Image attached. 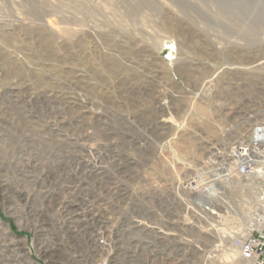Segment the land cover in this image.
<instances>
[{
    "label": "rangeland",
    "instance_id": "rangeland-1",
    "mask_svg": "<svg viewBox=\"0 0 264 264\" xmlns=\"http://www.w3.org/2000/svg\"><path fill=\"white\" fill-rule=\"evenodd\" d=\"M261 120L264 0H0L1 252L14 264H247L230 240L264 212L256 180L215 188L217 215L178 183L206 178L210 147ZM111 182L125 189L119 214L99 201Z\"/></svg>",
    "mask_w": 264,
    "mask_h": 264
},
{
    "label": "built area",
    "instance_id": "built-area-1",
    "mask_svg": "<svg viewBox=\"0 0 264 264\" xmlns=\"http://www.w3.org/2000/svg\"><path fill=\"white\" fill-rule=\"evenodd\" d=\"M223 145L217 143L210 147L204 158L203 166L207 169L208 175L206 178L194 170L192 176L179 180L178 183L179 191H186L194 200H201L205 207L201 206L206 210H210L208 206L214 205L217 195L215 188L221 183L246 179L259 173L264 174V120L253 124L247 136L231 143L226 151L219 150ZM202 192L206 194L199 196ZM210 213L217 215L212 210ZM249 228L246 233L233 236L230 246L247 264H264V223L260 227L253 225Z\"/></svg>",
    "mask_w": 264,
    "mask_h": 264
},
{
    "label": "bare ground",
    "instance_id": "bare-ground-1",
    "mask_svg": "<svg viewBox=\"0 0 264 264\" xmlns=\"http://www.w3.org/2000/svg\"><path fill=\"white\" fill-rule=\"evenodd\" d=\"M96 146H97V148H93V150H96V152H95V154H96V157H98L100 160H102L103 159V153L105 152V151H103L102 150V146H101V144H96ZM92 150V149H91ZM119 163H121V162H119ZM115 166V165H114ZM92 167V166H91ZM90 167V168H91ZM90 168H88V170H87V172L89 173V175L88 176H90L91 174H93L91 177L94 179H100V178H103V176H102V174L99 172V171H96L95 173H91V170H90ZM100 168H102V167H100ZM99 168V169H100ZM183 168V167H182ZM114 169H115V167H114ZM117 169V168H116ZM90 170V171H89ZM113 170V169H112ZM104 171V170H103ZM101 172H102V170H101ZM109 172V171H108ZM110 173V172H109ZM108 173V174H109ZM111 173H112V171H111ZM101 174V175H100ZM116 174V173H115ZM118 175V174H117ZM117 175L115 176V177H117ZM148 175V174H147ZM159 175V174H158ZM161 175V174H160ZM159 175V176H160ZM158 176V177H159ZM112 177V176H111ZM115 177H112V178H115ZM148 178V177H147ZM162 179H163V176L161 177ZM249 179H254V180H256V186L254 187L255 188V203H257L258 205H263L264 206V174L263 173H259V174H256V175H253V176H251V177H248ZM248 178H246V179H248ZM153 179H155V177L153 178ZM106 180V179H105ZM104 180V181H105ZM114 180V179H113ZM117 180V179H116ZM147 180V179H146ZM161 180V179H160ZM115 181V180H114ZM120 181V180H119ZM121 182V181H120ZM143 182H144V180H143ZM155 182V181H154ZM112 183V182H111ZM108 184V183H106V185L104 184V186L106 187V189H108V191H107V193H105L106 194V200L109 198V199H111V202H106L105 201V199L104 198H99V201H100V203L102 202L104 205H105V210L107 211V213H117L118 212V214H119V206H118V202L119 201H121V200H123V192H121V191H123V190H125V189H123L122 187H120V185H118V184H114V185H116V186H114L113 185V183L112 184ZM206 182H202V184H205ZM101 185V184H100ZM162 185V184H161ZM101 186H103V185H101ZM122 186V185H121ZM155 186H156V184H155ZM203 186V185H202ZM201 186V188H203ZM164 187V186H163ZM161 189H162V187H161ZM204 190V189H203ZM218 192H219V190H218ZM202 195H199V196H203V195H205L206 194V192H202L201 193ZM76 197H72L71 199H69L68 201H66V202H64L63 204H61V208H60V213H61V216H62V218L64 219V220H66V221H64V222H67V223H70V225L71 224H73L74 222H75V220H76V218H77V216H78V214H77V209L73 206L74 204H72V202L73 201H75L76 199H75ZM114 199V200H113ZM81 201H84L82 198H81ZM130 201H131V198H130ZM130 201H129V203H130ZM147 202V200L145 199L144 200V204ZM230 203V202H229ZM143 204V205H144ZM89 221L91 222V223H95V224H97V225H99L100 227H101V225L102 224H100V220L98 219V218H96L95 216H94V214H92L91 216H89ZM263 223H264V212H263V210H261V211H259V213H257V214H254L253 215V217H252V221L250 222V224L249 225H257V226H262L263 225ZM248 225V227H250ZM247 230H249L248 228H247ZM67 231L68 232H70V233H74V231L70 228V226H68V228H67ZM81 231H82V233L83 234H86V235H89L90 234V232H87V231H85V230H82L81 229ZM155 232H157V234H160V233H162V236L164 235V236H169L170 234L168 233V235H166V233L165 232H163V231H155ZM232 239V238H231ZM94 246L95 247H98V245L97 244H95V242H94ZM172 246V245H171ZM232 247V246H231ZM176 248V247H175ZM174 249V248H173ZM45 253H47V251H48V249H45V247L42 249ZM232 251L236 254V255H238L239 257H240V259L242 260V261H244V262H246L243 258H242V256L241 255H239V253H237V251H235V249L232 247ZM128 253V252H127ZM119 256H121L122 258L121 259H119L120 261L118 262L117 261V264H121V262H125V264H126V260H127V258L128 257H130V256H128V255H126V253H123V254H121V255H119ZM124 258V259H123ZM118 259V258H117ZM247 263V262H246ZM0 264H14L13 263V261L10 259V261H9V258L8 257H5V255L1 252V250H0Z\"/></svg>",
    "mask_w": 264,
    "mask_h": 264
}]
</instances>
